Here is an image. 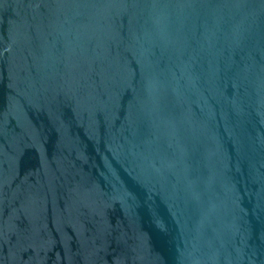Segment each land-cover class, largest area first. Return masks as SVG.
<instances>
[{
    "label": "water",
    "instance_id": "1",
    "mask_svg": "<svg viewBox=\"0 0 264 264\" xmlns=\"http://www.w3.org/2000/svg\"><path fill=\"white\" fill-rule=\"evenodd\" d=\"M0 264H264V0H0Z\"/></svg>",
    "mask_w": 264,
    "mask_h": 264
}]
</instances>
